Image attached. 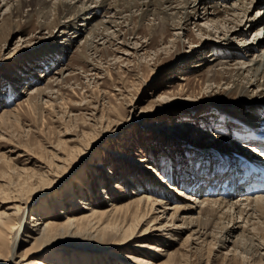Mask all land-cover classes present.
Returning a JSON list of instances; mask_svg holds the SVG:
<instances>
[{"label":"rangeland","instance_id":"obj_1","mask_svg":"<svg viewBox=\"0 0 264 264\" xmlns=\"http://www.w3.org/2000/svg\"><path fill=\"white\" fill-rule=\"evenodd\" d=\"M213 3H218L220 12L212 13L215 10L211 5L202 4L199 14L186 27L170 25L166 35L163 14L160 18L151 14L137 25L138 11L133 10L131 24V11L125 12L129 20L124 25H109L106 32L111 35L106 34V40L96 37L94 50L87 45V36H92L91 24L80 34L73 26L68 27L62 39L50 40L62 30L59 25L40 24L37 12L30 21L24 16L15 20L8 5L2 6L0 24L5 25H0V117H4L0 119V185L15 187L19 181L33 179L38 186L41 176L53 180L50 186L34 190L35 196L24 209L22 228L15 233L17 262L18 255L32 244L22 243V239L29 237L26 227L34 216L51 212L65 220L70 213H81L78 208L89 202L108 209L145 194L168 198L167 193L176 196L182 191V196H190L191 188L198 185L206 194L201 196L204 198L211 186L214 190L235 186L234 181L240 184L244 170L241 162L247 158L256 161L264 155L256 151V143L251 145L239 138L246 131L229 113L239 93L228 79L236 67L260 58L264 42L256 50H243L240 56L217 55L212 59L211 55L212 44L222 41L221 29L236 27L231 20L238 21L235 16L239 13L243 18L239 26L245 28L249 15L242 16V11L246 5L250 9L247 14L259 21L246 36H231L233 47L239 50L245 39L264 38V0H254L252 5L249 0ZM174 10L178 9L170 12L174 14ZM207 10L213 20L206 17ZM112 13L101 11L93 23L110 19ZM66 38L73 43H65ZM37 47L41 49L35 50ZM226 68L229 71L225 72ZM217 70L225 78L210 80ZM259 88L262 86L254 88V95L260 100L264 95L258 94ZM240 111L246 112L245 107ZM258 127L256 135L264 136V116ZM225 153L239 159L226 164L220 159ZM227 167L229 171L221 177L220 172ZM240 185L247 187L245 183ZM253 193L246 194L264 195V191ZM79 197L84 201L80 205L76 203ZM239 197L237 194L234 198ZM199 203L189 214L198 215ZM125 212L114 209L104 219L119 225ZM236 215L253 238V254L233 245L243 233L242 228L222 245L213 238L215 231L201 241L192 237L187 240L191 230L160 228L154 231L158 239L143 234L126 246L113 245L111 237L94 244L84 237L77 238L82 247L60 244L53 257L61 256L72 264H158L171 252L175 264H264V217L258 211L252 212L248 221ZM168 219H160L158 226ZM156 246L162 247L161 252ZM260 248L263 255H259Z\"/></svg>","mask_w":264,"mask_h":264},{"label":"bare ground","instance_id":"obj_2","mask_svg":"<svg viewBox=\"0 0 264 264\" xmlns=\"http://www.w3.org/2000/svg\"><path fill=\"white\" fill-rule=\"evenodd\" d=\"M213 2L214 0H0V9H2V6L5 4L8 5V12L15 18V20L17 17L24 16V18L30 21L33 12H37L38 16L41 18L40 24L52 26L59 25V28H62V30H58L56 34L51 36L52 38H49L50 40L62 39L63 37L61 34L64 33L68 27L73 26L75 32L80 34L87 31L88 25L91 24L92 26L90 29L92 31L90 30V32L92 36H87V45L89 50H94V48H96L94 43L96 37L103 36L101 38L105 39L106 36L111 35L109 32H106L109 29V25H111L110 27H113L114 25H124V22L129 20V16H126L127 14H125V12L127 13L131 11V14H129L131 15V24V20L134 17L133 10L138 11L140 24L137 23V25H142L141 21L148 18L151 14L157 15L159 18L163 14V33L166 35L170 25H175L179 28L186 27L188 21L199 14L198 9H200L202 4H204V7L211 5V9L215 10V12L212 13L217 14L220 12L221 10L218 5L220 1L218 3ZM252 2H254V0H249L250 4ZM26 7H29L28 10H26ZM242 7H240V9H242ZM175 8L178 10L176 12L174 10V14L173 12H170L171 9ZM103 10L110 13L113 12L110 19H101L93 23ZM249 10V7L246 5L242 11V16L249 15L244 23L245 28L244 26H239L242 25L241 23L243 18H240V13L238 12L239 14H237L235 18H237L239 22L234 19L231 20V22L236 24L238 27L232 26L233 28H227L226 31L221 29V32L224 34L222 36L223 42L221 41L212 44V59L218 58L217 55L220 57L240 56L243 55V50H256L258 49V46L264 42V38L252 41L245 39V41L243 40L240 44L239 50L233 47L235 44L233 43L231 36H246V32L257 25V21H259V19L257 21L253 20L250 13L247 14V11ZM52 11H54V13ZM52 14H54L53 19H51L53 17ZM210 14L211 11L207 10L205 15L206 17H209ZM121 18L123 20H120ZM209 19L212 18L209 17ZM3 24L5 25V23L0 25ZM216 26L218 27V24ZM228 32H230V34H228ZM51 33H53V30ZM54 36L57 37L54 38ZM66 39L64 40L65 43H73L72 40H69V38L67 40ZM91 39L94 40L91 41ZM58 43L59 42H56L55 45ZM143 46L144 44L142 47ZM56 48V52L59 53L60 48ZM36 49L40 50L41 47H37L35 50ZM14 52L15 51L11 53L14 54ZM259 55L260 58L255 59L252 63H248L246 66L240 65L236 67V71L229 74V83L232 81L234 90L239 93L235 105L233 108L229 109V113L238 124L243 126V131H246V133L241 135L239 138L251 145L256 143L257 145H255V148H257V146H261V151L264 153V136L256 135L257 127L264 116V98L259 100L254 95V88L257 89V87L260 86H262V88H259L260 91L258 94L262 93L264 95V52ZM250 61H252V59H250ZM227 71H229L228 68H226L225 72ZM222 77L225 78V75L217 70L212 72L210 80L217 82ZM38 90L41 91L43 89L42 87H39ZM21 103H23V101H20V104ZM241 107H245L246 112L240 111ZM2 117L4 116L1 115L0 119H2ZM250 135L252 136L250 137ZM256 151L258 150L256 149ZM263 156L260 158V162L264 165ZM229 157L231 156L228 153H225L222 157H220V159H223V162L227 161L226 164L231 161H236L233 160V158L238 157L237 159H239V156H236L235 154L234 157L232 156L230 159ZM73 160L75 161V159ZM248 164L250 165L245 166V172H249L248 177H250V180L248 182H250L251 187H249L250 184L247 186L248 182H246L245 185L247 187L244 188L238 184V181H234L235 186L227 185V189L226 187L222 189L220 187L218 189L215 187L214 190H212L213 187L211 186L208 189V196L202 198L201 196L206 194L200 191L201 186L198 185L191 188V190L188 189L191 191V193L189 191L191 194L190 196L188 194L189 197L182 196V191L177 192L179 196H176L178 197L171 196L167 193L169 200H167L168 198L145 194L134 198L126 204L118 205L114 202V207L112 206L113 208L108 209L98 207L97 205L89 202L86 203L84 207L78 208L77 211L82 210L81 213H70L67 215L65 220H61L58 217V214L56 216L52 215L51 212L50 214H46V212H44V214L42 213V216H34L32 223L28 224L27 227L25 226L27 228L26 233L29 237H24L22 239V243L32 241V244L18 255L20 257L18 262L15 260L16 242L18 238H15V233L16 230H20L22 228L25 212L24 209L35 196L34 190L40 191L44 188V186H50L53 180L52 178L49 180L41 176V183L38 186H35L33 179H30L29 181H19V184L15 187H4L0 185V196L2 197V199H0V264H72L71 260L68 263L61 256L53 257V251L56 249V246L66 244L76 246L77 248L82 247V245L76 241L77 238L82 239V237L90 240L92 244H94V241H104L107 240L106 238L111 237L113 239V245L117 244L126 246L128 243L132 245L137 241L135 239L143 234H147L151 239H158V235L154 231L160 228L177 230L179 232H182L183 230H191L187 240L192 237V239H200L201 241L206 240V238L210 236V233L215 231L214 235L212 234L213 238L218 240L221 243L220 245L230 239L232 234L237 229L242 228L243 233L233 240V245L243 248L244 251L253 254V251L255 250L254 248H256L252 243L254 242L253 238L248 235L249 230L244 225L240 224L236 214L238 213L239 216H243L246 221L250 220L252 212L255 211L259 212V216L264 217V195L260 193L261 195L259 194L256 197H251L246 194H254L253 192L257 191H253L255 183L258 184L256 189L264 191V173H262L260 177H256L257 180L259 179V182L257 183V180L252 179V177L257 174L254 161H249ZM233 167L235 169L236 166ZM234 169L232 168V172ZM228 171L229 167L225 168V172H220L221 177L222 175L227 174ZM259 173L261 174L260 171ZM239 181H243V179L239 178ZM237 194H239V196L241 195V197L235 199L234 197H236ZM219 195H221V197H219ZM244 195L246 196L244 197ZM197 198L199 199L197 200ZM78 199L79 201L76 202L78 205H80V203H84L82 198L79 197ZM168 203L171 204L167 206ZM197 203L200 204L198 215L189 214V212L194 211L193 209L197 207ZM159 205L165 207L164 210H160L161 207H159ZM47 207L48 208L46 209H49V206ZM114 209H122V212L124 209L126 210V216L119 223V225L115 221L108 222L104 219V215H108ZM161 211H163V213H158ZM234 212H236V214ZM163 217H167L169 219L163 221V223H161L162 226L159 227L158 222H160V219H163ZM119 218H121L120 215ZM147 223V228H144V224ZM261 232V238H264L263 229ZM156 248L158 252H161L162 247L160 248L156 246ZM262 248L264 249V240ZM262 248L259 249V255H263L261 254ZM172 254L173 253L170 252L168 254V258L160 261L158 264H175L174 260H172ZM34 255L36 258L32 259ZM126 256L132 257L129 255ZM73 264L75 263L73 262Z\"/></svg>","mask_w":264,"mask_h":264}]
</instances>
